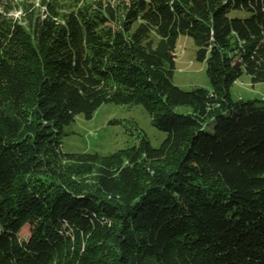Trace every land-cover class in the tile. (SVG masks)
I'll return each mask as SVG.
<instances>
[{"label":"trees","instance_id":"obj_1","mask_svg":"<svg viewBox=\"0 0 264 264\" xmlns=\"http://www.w3.org/2000/svg\"><path fill=\"white\" fill-rule=\"evenodd\" d=\"M77 1L0 9V264H264V100L231 96L264 83V0ZM181 35L211 89L174 84ZM107 103L166 138L64 152Z\"/></svg>","mask_w":264,"mask_h":264},{"label":"rangeland","instance_id":"obj_2","mask_svg":"<svg viewBox=\"0 0 264 264\" xmlns=\"http://www.w3.org/2000/svg\"><path fill=\"white\" fill-rule=\"evenodd\" d=\"M50 2L63 10L78 3L77 0H0V9L3 5L11 7L8 14L25 23L26 9L34 16L43 14ZM233 14L244 15L240 11ZM196 52L194 39L181 35L175 53L174 84L184 90H192L198 86L211 89L206 63L196 60ZM231 96L234 100H264V83L253 84L251 77L245 73L232 86ZM66 133L64 152H91L101 155H110L118 150L138 145L144 135L153 146L158 147L167 136L152 124L149 113L142 106H120L113 103L103 104L90 120L84 115H79L76 121L66 128ZM21 236L27 238L29 229L23 230Z\"/></svg>","mask_w":264,"mask_h":264}]
</instances>
